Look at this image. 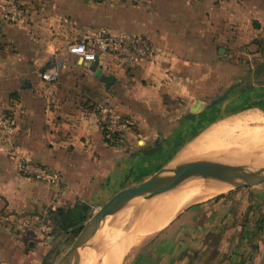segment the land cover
Instances as JSON below:
<instances>
[{
    "label": "crops",
    "instance_id": "crops-1",
    "mask_svg": "<svg viewBox=\"0 0 264 264\" xmlns=\"http://www.w3.org/2000/svg\"><path fill=\"white\" fill-rule=\"evenodd\" d=\"M19 1L30 17L0 24V103L16 123L13 134L0 132V264H49L63 251L54 247L55 213L83 208L89 220L117 194L191 162L187 148L240 112L230 99L242 77L252 80L248 106L264 114L253 62L264 55V0ZM100 33L147 38L153 56L123 66L105 54L86 62L69 53ZM52 67L60 71L54 83L42 79ZM105 105L133 123L119 142L104 134ZM23 161L52 179L23 176ZM149 203L107 217L86 264H103L132 233L121 264L157 236L143 264H264V183L191 205L144 234Z\"/></svg>",
    "mask_w": 264,
    "mask_h": 264
},
{
    "label": "rangeland",
    "instance_id": "rangeland-1",
    "mask_svg": "<svg viewBox=\"0 0 264 264\" xmlns=\"http://www.w3.org/2000/svg\"><path fill=\"white\" fill-rule=\"evenodd\" d=\"M253 62L256 66V73H257L259 66H261L264 63V55L257 56L256 61ZM257 77H258L257 79L258 81L264 83V74L260 75L257 73ZM241 79L242 80L238 86L239 90H237L238 94L236 93V95H234L235 97L233 98L235 100L233 101V99H230V101L234 103H236L235 101H237L238 103L241 104V107L236 108L239 109L240 112H236L234 117H231L230 119H225L224 122H222L218 126H214L210 128L209 131L201 138V142L204 143L206 141V143H204V145L201 146L200 151H198L194 155V158L189 160L192 163H196V164L201 163V165L194 166V168H198L203 172H216L218 170L217 168L204 166L205 163L214 162L234 169L245 170L247 172L254 174L264 173V114H261L259 111L248 106L250 100L248 99L247 96L248 93H246L247 92L246 90L248 86L252 84V80H249L248 76L246 77L244 76ZM250 79H252V77ZM231 93L232 91L231 92L228 91L224 96L230 95ZM259 95L260 93H258V96ZM261 96L262 99L264 100V94H261ZM234 108L235 106H230V110ZM226 180L228 181L229 178H226ZM193 185H197L198 187H201L203 192L214 191L215 189L213 184L205 181H196ZM180 189L181 188L165 187L164 190L165 191L168 190L167 191L168 193H172L179 191ZM240 189H244V188H234L229 190L223 189L221 190L222 192L218 191L219 193L216 192L209 195V197L206 200L213 199L218 195ZM167 192H163V194L161 195L168 194ZM153 201L155 200L153 199ZM152 203L153 202H150L147 206L151 205ZM141 223H145L147 225V222L145 220L140 222V224ZM168 224L164 225L159 229L154 230V232L163 229ZM131 235L132 234L128 235L129 237L128 236L123 237L117 244H115L111 249L108 250V252L103 257L104 260L103 264H106L105 256L108 255L110 251H112L114 248L115 249L118 248L119 245H122L123 242L127 241L130 243L129 240H132ZM46 236L48 237L49 235ZM54 236L56 237L55 239L56 242H54V247L56 249L58 248L63 251L61 254L60 251H58L57 254L54 253L55 256L51 257L50 259L51 262L49 261V264L58 263L61 260V258L71 248L72 244L74 243L78 235L76 237H72V235L63 234L60 237V230L58 229V233H54ZM92 239L89 242H87L84 245V247L80 250V256L82 255L81 256L82 262H84V264L88 263V261L91 263V260L95 259L96 254L92 252L90 253L91 250H89L90 245L94 243ZM158 241H159V236L148 238L140 246V248L136 250L134 254L132 253V256H130L127 264H143L148 259L153 258L154 254L156 253L155 249L158 247ZM89 254H91V256ZM92 254H93V259H91ZM123 255L121 258H123ZM83 258H85V260H83ZM121 258L119 260L120 263L117 260L116 262L117 264H121V260H122ZM95 264H99V262L95 261Z\"/></svg>",
    "mask_w": 264,
    "mask_h": 264
},
{
    "label": "built area",
    "instance_id": "built-area-1",
    "mask_svg": "<svg viewBox=\"0 0 264 264\" xmlns=\"http://www.w3.org/2000/svg\"><path fill=\"white\" fill-rule=\"evenodd\" d=\"M30 13L29 7L21 1L6 0L0 2V24L4 22L18 24L27 20ZM68 51L86 62H95L100 54H105L114 57L118 64L129 66L140 59L152 57L154 49L150 41L144 37L117 38L107 33H100L91 41L71 44ZM59 78L60 71L57 67H52L42 74V79L51 83L57 82ZM100 111L103 112L102 122L106 138L113 143L122 140L125 133L132 128V121L120 115L109 105L100 107ZM15 129L16 123L13 115L0 103V132L11 135ZM19 172L25 177L39 181L52 179L51 172L46 167L35 163L21 162Z\"/></svg>",
    "mask_w": 264,
    "mask_h": 264
},
{
    "label": "water",
    "instance_id": "water-1",
    "mask_svg": "<svg viewBox=\"0 0 264 264\" xmlns=\"http://www.w3.org/2000/svg\"><path fill=\"white\" fill-rule=\"evenodd\" d=\"M104 81L107 85H110L113 78L105 76ZM199 165L201 163L189 162L175 170L162 171L151 177L148 181L114 196L84 224L71 248L56 264H79L80 250L96 235L107 217L119 211L149 203L157 196L163 194V192H167L168 190H164L165 187L184 188L193 185L196 181H205L213 184L214 188L221 187L229 190L234 188H251L264 183V173L254 174L214 162L205 163L204 166L215 167L218 169L216 172H203L198 168H194V166ZM226 178H229V180L227 181Z\"/></svg>",
    "mask_w": 264,
    "mask_h": 264
},
{
    "label": "bare ground",
    "instance_id": "bare-ground-1",
    "mask_svg": "<svg viewBox=\"0 0 264 264\" xmlns=\"http://www.w3.org/2000/svg\"><path fill=\"white\" fill-rule=\"evenodd\" d=\"M204 143H206V141ZM204 143L194 148L195 149L194 152L190 151L188 153V148H187V152L183 153L185 155V157L183 155L184 159L185 158L188 159L189 156L194 157L193 154H196L195 152L200 151L201 146H203ZM189 147H192V146H189ZM189 150H191V148ZM192 151H193V148H192ZM184 159L183 161L185 162ZM221 190H223V188L216 187L214 191L203 192L201 187H198L197 185H191L189 187L181 188L179 191H176V192H172V193L167 192L168 194H164L161 197L155 199V201H152L153 203L147 207L146 211L144 210L145 211L144 220L147 222V225L149 226L145 230L144 234L148 232H152V231L154 232V230L163 227L164 225L168 224L171 220L175 219L177 215H179L185 208L193 204L202 202L206 200L209 197V195L216 193L218 191L222 192ZM140 222H142V220ZM129 241L131 242L132 240H129ZM127 246H129V242L126 241V242H123L122 245H119V247L117 246L119 249L114 248L112 251H110V253L105 256L106 264H117L116 263L117 260L118 261L120 260V258L126 251L125 249L128 248ZM83 260H85V258H83Z\"/></svg>",
    "mask_w": 264,
    "mask_h": 264
},
{
    "label": "trees",
    "instance_id": "trees-1",
    "mask_svg": "<svg viewBox=\"0 0 264 264\" xmlns=\"http://www.w3.org/2000/svg\"><path fill=\"white\" fill-rule=\"evenodd\" d=\"M257 73L260 75L264 74V63L259 66ZM257 73L255 71L256 78L258 79ZM83 210V208H76L74 210H62L55 213L54 221L56 225H58L59 230L62 233L64 232V234L72 235V237H76L77 235H79L80 231L83 228V224L88 220V218L84 217V214L86 213L82 214Z\"/></svg>",
    "mask_w": 264,
    "mask_h": 264
}]
</instances>
